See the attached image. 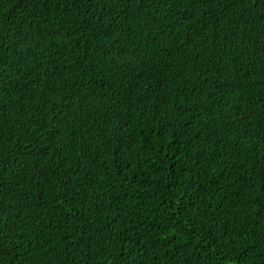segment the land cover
Instances as JSON below:
<instances>
[{"label": "trees", "instance_id": "1", "mask_svg": "<svg viewBox=\"0 0 264 264\" xmlns=\"http://www.w3.org/2000/svg\"><path fill=\"white\" fill-rule=\"evenodd\" d=\"M0 264H264V0H0Z\"/></svg>", "mask_w": 264, "mask_h": 264}]
</instances>
